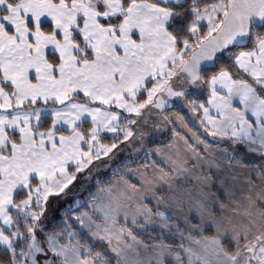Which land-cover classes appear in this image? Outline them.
<instances>
[{
    "label": "snow or ice",
    "instance_id": "1",
    "mask_svg": "<svg viewBox=\"0 0 264 264\" xmlns=\"http://www.w3.org/2000/svg\"><path fill=\"white\" fill-rule=\"evenodd\" d=\"M223 56L237 78L209 67ZM205 84L219 120L188 100ZM165 95L203 110L214 154L189 144L157 163L161 150H146L138 182L115 170L48 230L50 198L170 122L150 119ZM0 253V264H264V0H0Z\"/></svg>",
    "mask_w": 264,
    "mask_h": 264
},
{
    "label": "rangeland",
    "instance_id": "2",
    "mask_svg": "<svg viewBox=\"0 0 264 264\" xmlns=\"http://www.w3.org/2000/svg\"><path fill=\"white\" fill-rule=\"evenodd\" d=\"M205 24H206V22H205ZM203 88H204V85H202L201 87L190 86L188 89V92L192 91L195 94L203 95V91H204ZM188 100H190L189 97H188ZM191 101H193V100H191ZM205 101H207V98L204 99L202 102L204 103ZM175 103H177V105H182L186 109V111L188 109L192 108L188 104V102L184 99H180V98L175 97ZM145 111L147 112V110H145ZM152 112H153V115L150 117V119L155 120V121H161L162 120V117L157 115L158 113H160L157 109H152ZM188 112H194L195 113V110H189ZM164 113L168 115L170 122H163V123H161L160 127H158V128L149 127L148 128L149 135L146 137L145 142H144V146H143V148L140 149V151H134L133 150L134 147L135 148L140 147V145H138V144L134 145L133 147H127V146L121 145L120 147L122 150H116L114 155L110 154L109 157H102V159L100 161H94L92 167H94L96 170H94L92 172L91 186H94L96 184L97 180L104 182V180H102V179H106L108 176L111 177L115 170L118 169L119 171H121V169L123 168L126 161L129 162V161H137V160H140L142 158L144 159L145 151L146 150H153V149H151L150 146L147 145L149 142H151L153 140H165V139L169 138L170 136H172L173 138L175 137L174 142H173V138H172V142L170 144L165 145V146L170 145L168 148H162L161 155L158 156V155L153 154L151 156V157H153L155 155V157L159 161H162L167 156L173 160H176L177 158L184 159V158L190 156L191 151L189 152L188 150H184V149L180 148L179 146H177V143L180 141L178 138L180 136L183 138H189L188 140H186L188 142L190 140L195 142L196 141L195 137L193 136V134L191 132V131L194 132V130L190 129V127L188 126V123L185 121L183 116H181L177 111H175V110L171 111L170 110V111H165ZM192 117H193L192 119L195 120V116L193 114H192ZM186 125L188 127H186ZM177 130H178V132H177ZM194 133L196 134V131ZM107 134L113 135L112 133H107ZM177 134L180 136H177ZM100 143L103 144L102 141H100ZM184 143H186V142H184ZM188 145H189V143H188ZM165 146H163V147H165ZM197 146L200 147L199 144H197ZM211 147L216 148L217 146L212 145ZM213 154L214 153L212 152V148H209V151L206 152V156H211ZM162 155L163 156L166 155V156L163 157ZM122 160H123V162H121ZM189 166H191V165H189ZM131 168H129L125 173L131 178V182H132L133 176H131V171H130ZM205 171H207V168H205ZM133 180H134V178H133ZM86 193H87L86 191L83 192L82 194L80 193L79 197L81 198ZM74 198L77 199L76 197H71L70 199L63 198V197L51 198V203H50L49 208H48L47 216L51 217V219H52L53 217L56 216V214L58 212V208L60 206H62L63 204H66V206H67L68 204H70L73 201ZM193 222L199 223V220L197 219V220H194ZM157 231H159V230H157ZM204 234L205 235H213L214 234V228H212L210 225H205V233ZM175 239L178 240L179 238L176 237Z\"/></svg>",
    "mask_w": 264,
    "mask_h": 264
},
{
    "label": "trees",
    "instance_id": "3",
    "mask_svg": "<svg viewBox=\"0 0 264 264\" xmlns=\"http://www.w3.org/2000/svg\"><path fill=\"white\" fill-rule=\"evenodd\" d=\"M47 28V25L45 26ZM251 44H248L244 47L241 48H233L232 50L238 54L240 51L243 50H250L251 49ZM232 48V47H230ZM235 59V57L233 56L232 60H230L227 56H223L221 57V61L219 63H217L216 65L212 66L211 68H213V71H219L220 67H225L227 69L231 70V74L233 75V78H237V73H238V69L236 67L233 66V60ZM213 71H209L207 73L208 76H211L213 74ZM241 76H244V78L249 79V81H251L250 77L245 76L242 72L239 73ZM204 91H203V95L201 94H195L192 91L188 92V97L190 98V100L196 101V102H202L204 99L207 98L208 93H209V86L208 85H204ZM82 95V94H81ZM206 104V101L204 102ZM172 111L175 110L177 111L181 116H183V118L185 119V121L188 123V126L194 130V132L196 131V134L202 138L203 140H207V142L213 146H217V141L220 139L219 137L217 138H213L211 136H208L205 132V127L203 126V124L200 122V117H201V110H195L194 112H188L189 110H193L188 109L186 111V109L182 106V105H177L172 107L169 110L166 111ZM165 112V111H164ZM192 114L195 116V120H193L192 118ZM86 127H90V125H86ZM180 131V130H179ZM178 132V130H177ZM64 134H68V133H64ZM107 138L101 139V141L105 144H110L112 141L110 139V137L112 135H104ZM103 137V136H102ZM172 136H170L169 138L165 139V140H153L151 142H149L147 145L151 147V149H153L154 147H159V146H165L167 144H170L172 142ZM226 146V145H225ZM239 151L241 153H243L244 149L240 148ZM248 159L250 160H254L256 159L255 157H248ZM150 160H155L157 163H159V161L157 160V158H155L154 156L150 158ZM123 162V160L121 161ZM145 162V160L142 158L140 160L137 161H129V162H125L123 168L121 169V173H125L129 168L134 167V166H140ZM125 165H127V168H125ZM126 174V173H125ZM119 177L112 175L111 177H107L106 179H102L104 180V182H108L110 180H113L115 178ZM91 180H85L83 179V175L81 176V178L75 183L74 186L71 187V192L68 195V199H70L71 197H76L77 199H79L81 201L82 205H86L87 201H89L90 199V193L94 192L95 190V185L91 186ZM87 192L84 196H82L81 198L79 197L80 193L82 194L83 192ZM51 199V198H50ZM66 204H63L62 206H60L58 208V212L56 214L55 217H53L51 219V217L46 216V218H44V224L46 226V228L48 230H51L53 227H55L56 225H58L60 223L61 220V214H62V210L65 209ZM89 209L87 207H81L80 211H88ZM78 213H73V216L76 215ZM69 223H72V221H69ZM152 237H156L158 235V231H153L151 233ZM141 239L144 240H148L149 237L147 235L142 234ZM170 240H172V238L169 237ZM0 259H6V257L3 256L2 253H0Z\"/></svg>",
    "mask_w": 264,
    "mask_h": 264
},
{
    "label": "crops",
    "instance_id": "4",
    "mask_svg": "<svg viewBox=\"0 0 264 264\" xmlns=\"http://www.w3.org/2000/svg\"><path fill=\"white\" fill-rule=\"evenodd\" d=\"M243 51H249V50H243ZM216 88H217V90L220 92V95H227V89H221L220 88V85L219 84H217L216 85ZM209 99H211V89H210V87H209V93H208V96H207V101L209 100ZM207 101H206V104H204L203 102H196L197 104H201V103H203L204 105H205V107H208L209 109H210V114L213 116V118L214 119H217V120H219V116L217 115V113H216V111H215V109L214 108H212L208 103H207ZM233 106L234 107H242V106H240L236 101H234L233 102ZM201 110V117H200V122L203 120V110L202 109H200ZM251 119H255L254 117H252ZM203 126L205 127V125L203 124ZM186 127H188L187 125H186ZM191 129V128H190ZM42 130H44V129H42ZM192 132V134H195L193 131H191ZM65 135H67V134H65ZM102 136H104L105 134L104 133H102L101 134ZM106 135H110V134H106ZM177 136H180V135H178L177 134ZM194 137H195V140H196V138L197 137H199L197 134H195V135H193ZM181 137V136H180ZM178 137L179 138V142L177 143V146H179L180 148H182V149H184V150H188L189 152L191 151L190 149H189V147H188V143L189 144H191L192 145V148L193 149H195L196 151H198V152H200L201 153V155H204V156H206V152H205V150H204V145L202 144H199L200 145V147H198L197 146V142L195 141H192V140H190L188 143H184V142H186V140H188L189 138H183V137ZM175 138V137H174ZM174 138H173V142H174ZM199 139H201V140H203L202 138H200L199 137ZM103 144H105V143H103ZM208 145H209V148H212V149H215L214 147H211L212 145L211 144H209L208 143ZM170 146V145H169ZM169 146H165V147H163V146H159V147H154L153 148V150H155V149H160V150H162V148H168ZM203 146V147H202ZM159 156V155H158ZM163 156V155H162ZM166 155H164L163 157H165ZM154 157H155V155H154ZM168 157V156H167ZM156 158V157H155ZM159 161V160H158ZM159 162H161V161H159ZM142 165H140V166H134V167H132L131 168V176H133V178H134V180H133V178H132V182L133 183H136V182H138V178L137 177H135L134 175H132V173L137 169V168H141V170H143L142 169V167H141ZM116 179H119V177H117Z\"/></svg>",
    "mask_w": 264,
    "mask_h": 264
},
{
    "label": "water",
    "instance_id": "5",
    "mask_svg": "<svg viewBox=\"0 0 264 264\" xmlns=\"http://www.w3.org/2000/svg\"><path fill=\"white\" fill-rule=\"evenodd\" d=\"M230 47H232V46H230ZM197 51H198V49H197ZM209 67H212V65H209ZM159 95V94H158ZM166 96V95H165ZM164 96V99L167 101V104H166V106H165V108L163 109V110H161V109H158L159 111H164V110H167V109H170V108H172L173 107V99L175 98V97H171V98H169V97H165Z\"/></svg>",
    "mask_w": 264,
    "mask_h": 264
},
{
    "label": "flooded vegetation",
    "instance_id": "6",
    "mask_svg": "<svg viewBox=\"0 0 264 264\" xmlns=\"http://www.w3.org/2000/svg\"><path fill=\"white\" fill-rule=\"evenodd\" d=\"M166 97V96H165ZM173 101V103H175V98L172 100Z\"/></svg>",
    "mask_w": 264,
    "mask_h": 264
}]
</instances>
